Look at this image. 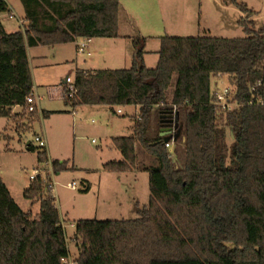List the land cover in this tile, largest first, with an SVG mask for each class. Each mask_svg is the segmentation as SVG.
<instances>
[{
	"label": "trees",
	"instance_id": "obj_1",
	"mask_svg": "<svg viewBox=\"0 0 264 264\" xmlns=\"http://www.w3.org/2000/svg\"><path fill=\"white\" fill-rule=\"evenodd\" d=\"M20 1L28 23L23 31L8 33L0 20V117L10 120L20 115L13 107L26 109L34 87L28 47L118 38L122 12L121 0ZM227 2L255 14L240 0ZM8 10L0 0V13ZM239 25L244 38L161 37L153 69L144 61L147 39L137 37L131 68L76 71L78 92L69 99L65 88L66 105L108 106L113 113L120 106L140 108L132 136L112 140L123 160L103 169L147 172L150 200L135 205L134 219L80 220L75 264H264V27L256 31L243 18ZM219 74L236 87L232 111L212 101L211 79ZM169 127L176 129L171 148L160 135ZM137 146L152 158L149 166L139 168ZM27 149L38 152L39 163L48 162L46 150ZM68 165L54 160V175L69 171ZM44 194L39 178L24 190L25 199L41 203L33 218L0 172V264H64L70 258L56 199Z\"/></svg>",
	"mask_w": 264,
	"mask_h": 264
},
{
	"label": "rangeland",
	"instance_id": "obj_2",
	"mask_svg": "<svg viewBox=\"0 0 264 264\" xmlns=\"http://www.w3.org/2000/svg\"><path fill=\"white\" fill-rule=\"evenodd\" d=\"M8 1L18 12L23 6L20 0ZM123 1L133 8L144 35L244 38L246 36L244 28L238 23L241 18L247 22L252 21L250 28L256 31L264 27V0H240L249 10L255 12L253 17L244 14L227 0ZM12 17L15 22L18 20L16 16ZM225 19L234 22V26L225 27ZM138 37L143 38V35ZM159 39L151 40L148 47L150 51L156 52L160 49ZM124 44L122 43L123 46ZM158 57V54L151 53L149 60H155ZM92 58L95 57L79 55L80 63L87 61L85 66L80 67H93L92 70L97 71L100 66L93 65L90 62ZM39 67L35 70L37 80L41 81L39 83L45 84L46 81H51L53 85V92L48 88L39 87L41 103L47 110L55 112L48 118L42 117L37 112L38 117L32 118L26 109H22L20 115L10 121L0 117V172L3 181L8 184L17 201L20 202L23 200L24 187L31 182L30 175L33 170L48 167L46 163L38 162V152L27 149L30 144L38 147L34 143L36 135H45L52 156L64 155L70 160L72 168L60 175H54L52 177L55 183L54 190L52 193L45 191L44 196L53 197L54 195L56 199L69 241L70 258L67 261L68 264H75L78 248L72 236L76 224L80 220H117L120 219L119 213L126 208L125 187L118 180L116 173L105 171L102 165L123 160L122 153L112 143V137L131 135L136 116L131 115L133 108L128 106L116 108V113L109 111L106 106L98 108L82 106L76 109L70 105L66 106L61 94L64 84L60 78L65 79L69 74L74 79L75 73L71 72V68L65 67L62 71L58 70L44 77L43 70ZM119 67L126 69L128 66L120 64ZM175 84L174 78L167 92L169 103L172 100ZM224 88L235 91L236 87L231 77L226 74L221 77L213 76L212 91ZM118 109L123 110L124 114H118ZM227 143L229 146L233 143L230 132ZM137 152L139 168L152 163V158L142 147L138 146ZM138 172L144 175L136 184L130 186L134 187L131 189L132 195H137L142 203L147 205L150 199L149 175L142 170H136V173ZM74 182L77 184L76 190L70 188V184ZM87 182L90 183L91 188L85 191L84 186ZM135 217H137L136 214Z\"/></svg>",
	"mask_w": 264,
	"mask_h": 264
},
{
	"label": "crops",
	"instance_id": "obj_3",
	"mask_svg": "<svg viewBox=\"0 0 264 264\" xmlns=\"http://www.w3.org/2000/svg\"><path fill=\"white\" fill-rule=\"evenodd\" d=\"M9 6V10L4 13H0V20L3 23L5 30L8 33H15L18 31H23L24 28L28 25V23L25 20V10L24 7L19 8V12L16 10V8L8 1L5 0ZM121 6H122V12L120 15V22H119V37L118 38H94L91 39L90 42V49L92 52V55L90 57H95L90 60V62L93 65H99L100 67L97 68L98 70H117L120 69V64H125L126 69L131 68L132 62H133V40L134 38H137L138 36L143 35V38H146V46H145V55H144V61L146 67L153 69L157 67L159 57L158 59L155 58V60H149V56L151 53L158 54L159 50L156 52H152L149 50V43L153 39H161L160 36H152V35H144L142 33L141 27L137 22V17L133 11V8L129 5V3H125L123 0H121ZM18 12V13H17ZM16 16L18 19L16 22L13 20L12 16ZM239 23V21H238ZM138 24V25H137ZM224 26L225 27H233L234 22H230L228 20H224ZM138 34V35H137ZM170 36V35H169ZM159 39V40H160ZM81 38H78L75 40V42H70V43H65V44H57V45H48V46H35V47H28L27 48V53H28V58H29V63H30V69H31V74L33 78V91L35 94L38 96V114L42 115V112H48L49 116L51 113L55 111H49L47 110L43 104L41 103V97L39 95V87H44L50 89L52 91L53 85L50 83L51 81H46L45 84L39 83L41 81L37 80V74L35 72L36 68L39 67L40 70L42 71V75L49 76L48 74L50 73H55V71L61 70L65 67L71 68V72L76 73L78 70H83V71H94L92 68H83L80 66H85L87 64V61L84 63H80L78 60V54L76 50V42L80 41ZM122 43H125L124 46ZM159 56V54H158ZM157 57V56H156ZM89 58V57H88ZM118 66V67H115ZM130 66V67H129ZM70 73V72H69ZM69 76V74H68ZM223 75H218L217 77H221ZM62 80V83L64 84V89L62 91V97L64 99V90H65V79L62 77L60 78ZM48 80V79H47ZM65 101V100H64ZM66 105V103H65ZM67 106V105H66ZM82 107V106H79ZM93 108H98L101 107L100 105L98 106H92ZM108 107V106H106ZM133 108V112L131 115L137 116L139 114L140 108L136 106H128ZM74 108V107H73ZM78 108V107H76ZM74 108V109H76ZM118 108V107H116ZM115 108V112H116ZM22 109L18 106L12 108V113H20ZM108 110L111 111L110 107H108ZM124 114V111L122 110L121 115ZM48 116V117H49ZM47 117V118H48ZM45 118V117H44ZM8 119V118H7ZM10 121V119H8ZM75 131V130H73ZM133 134V132H132ZM118 136V137H129L132 136ZM45 137V135H43ZM46 138V137H45ZM113 138L116 137H112ZM47 140V139H46ZM113 143V141H112ZM114 145V144H113ZM115 147V146H114ZM138 147V146H137ZM47 157H48V162L52 164L54 160H60V161H68L69 162V168L71 169V164L70 160L67 159L66 156L60 155V156H52L50 154V149L48 146V141H47ZM104 163L102 167L105 165ZM69 169V170H70ZM113 173V172H112ZM141 172L136 173V170L127 172V173H116L118 175V180L122 182V185L125 187L124 188V193H125V202L126 208H122L123 212L119 213V218L117 220H128V219H134L135 217V205L139 204L140 206L146 205V203H142V201L139 199L137 195H132L131 189H134V187H130L132 184H136L138 180L142 177L144 174H140ZM147 173V172H145ZM148 174V173H147ZM60 175V174H59ZM6 183V182H5ZM31 183V182H30ZM7 187L10 190V193L16 203L20 206V208L25 211V212H31L33 218H37L40 214L41 210V203L40 201H31L27 200L23 196L22 201H17L16 197L14 196L12 189L8 186L6 183ZM30 184L26 185L23 189H27ZM86 187L89 189L91 188V185L89 182H87ZM130 188V189H129ZM123 191V190H122ZM54 196V195H53ZM123 196V195H122ZM127 197V198H126ZM118 200V198H117ZM150 200V199H149ZM22 204V205H21ZM121 205V203H120ZM121 209V210H122ZM60 213V212H59ZM137 216V214H136ZM60 217L62 219L61 213ZM75 232L72 236L74 238ZM68 238V237H67ZM70 249V248H69ZM79 255V252H78ZM78 255L76 258H78Z\"/></svg>",
	"mask_w": 264,
	"mask_h": 264
},
{
	"label": "built area",
	"instance_id": "obj_4",
	"mask_svg": "<svg viewBox=\"0 0 264 264\" xmlns=\"http://www.w3.org/2000/svg\"><path fill=\"white\" fill-rule=\"evenodd\" d=\"M90 42L91 39L89 38H81L80 41H77L76 42L77 54L90 57L92 55L90 49ZM65 87L66 90L68 91L65 96L69 99H74L78 92L75 86V78L72 79L70 76H67L65 79ZM235 95H236V88L235 91L231 88H224L223 90L216 89L212 91V101L216 106L221 108L223 111H227V112L232 111L235 105L238 106L237 102H235L234 100ZM26 102H27L26 110L28 113L38 112V106H37L38 96L35 94L34 91H32L31 94L27 97ZM117 113L121 114L122 110L118 109ZM175 133H176V129L175 127H172L171 132L169 133V136H171V140L168 143H166L167 148H171L173 146ZM34 143L41 149L44 150L47 149V140L43 135H36L34 138ZM46 165L48 166L46 169H41V168L34 169L32 174L30 175V180L36 181L38 178L41 179L43 184L45 185V191H47V193L48 192L52 193L55 185V183L52 180V177H54L53 167L52 164L49 162H46ZM70 188L76 190L77 184L75 182L71 183ZM67 260H64V264H68Z\"/></svg>",
	"mask_w": 264,
	"mask_h": 264
},
{
	"label": "water",
	"instance_id": "obj_5",
	"mask_svg": "<svg viewBox=\"0 0 264 264\" xmlns=\"http://www.w3.org/2000/svg\"><path fill=\"white\" fill-rule=\"evenodd\" d=\"M171 132V127L164 128L161 130V137H164V141L168 143L171 140V136H169V133ZM231 135H233V132H231ZM176 139V137L174 138Z\"/></svg>",
	"mask_w": 264,
	"mask_h": 264
}]
</instances>
